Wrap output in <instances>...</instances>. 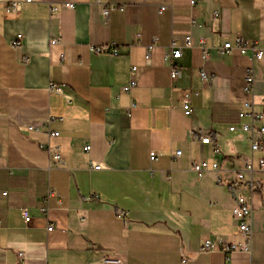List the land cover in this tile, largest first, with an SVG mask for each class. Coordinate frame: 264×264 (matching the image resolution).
Here are the masks:
<instances>
[{
  "label": "crops",
  "instance_id": "crops-1",
  "mask_svg": "<svg viewBox=\"0 0 264 264\" xmlns=\"http://www.w3.org/2000/svg\"><path fill=\"white\" fill-rule=\"evenodd\" d=\"M18 1L0 0V264H20L21 253L24 264H264V134L253 152L252 135L241 132L253 119L239 118L247 102L263 111L264 59L220 52L238 38L264 50V0H36L8 14ZM173 42L182 56L166 64ZM113 43L118 56L92 51ZM132 78L137 86L124 93ZM255 123L264 127V116ZM202 159L218 169L198 177L192 166ZM250 162L253 173L237 185ZM239 195L253 209L252 248L227 262L201 245L243 246L233 215Z\"/></svg>",
  "mask_w": 264,
  "mask_h": 264
},
{
  "label": "built area",
  "instance_id": "built-area-1",
  "mask_svg": "<svg viewBox=\"0 0 264 264\" xmlns=\"http://www.w3.org/2000/svg\"><path fill=\"white\" fill-rule=\"evenodd\" d=\"M35 1L36 0H23V1L14 2L12 4H9L6 7V12L8 14L17 13L20 9L22 2L33 3ZM191 3H192V6H194L196 4V0H192ZM61 7H62V9L71 10V9L75 8V5L74 4H64ZM114 8L115 7L104 9V16L108 17V15L110 14V11L113 10ZM163 10H165V7L161 8V11H163ZM57 11H59V8H57V7L52 9V12H54V13ZM138 37H141V35H138ZM22 39H23V35L19 34L17 36V38L15 39V41L12 42L11 46L13 48H16V49L21 48L22 47ZM156 42H157V38H155L153 43L147 47V51L145 54V61L147 64H150V62H151V54H152V50H153L154 46L156 45ZM51 43L55 44V43H57V40L56 39L52 40ZM187 43H188V45L192 44V38L191 37L187 38ZM115 45L116 44L113 43L112 45H110L106 48H104V47L93 48L92 51L94 53H98V54L110 53L112 55L118 56V52L116 50L111 49V47H115ZM234 49L238 50L243 56H249V58L252 62L254 60L262 61L264 59V50L260 49L255 43L246 42L241 38L237 39L235 46L230 41L226 42L223 45V47L221 48L220 52L222 55H227ZM181 56H182V50L178 47V45L175 42H173L172 45L170 46L169 52L166 53L164 60H165L166 64H170L173 59H179V58H181ZM205 57H207V53L205 54ZM28 61H29L28 57H23L21 59L22 63H27ZM252 69H253L252 67L249 68V70L247 72V76L245 78L246 91L247 92H251V90L253 89L254 82H255ZM136 71H137V68L134 67L133 73ZM178 75H180V73L177 70H173L172 74H171V78L176 79L178 77ZM200 75H201V78L204 82L208 81V75L205 72L202 71ZM136 86H137V81L132 78L130 80V82L123 87V92L130 94L131 91ZM52 89H54L56 93H62L63 92V89L61 86L54 85V86H52ZM261 105L263 107V111L258 113L254 109L255 108L254 103L253 102H247V103H245V107L249 110V113L241 112L239 114L240 119H242L246 116H250L253 119L252 123L244 124L243 127L241 128V132L248 133V134L252 135L251 136V138H252L251 142H252V151L253 152L258 151L261 148L262 142H263L262 136L264 134V127H257L255 121L260 120L264 116V98L262 100ZM136 107H137V105L133 104L132 107L128 110V113L131 114L132 111ZM182 108H183L186 115H190L193 112L191 100L185 99L183 101ZM28 131L29 132H37V131H39V128L34 127V126H30L28 128ZM230 131L236 132V131H238V129H236L235 127H231ZM255 135H257V136H255ZM51 136L57 137V136H59V133L54 132L51 134ZM201 142L203 144H210L211 139L209 137H203L201 139ZM90 150H91V146H89V145L84 148L85 152H89ZM215 151H216V153L220 152V150L217 146H216ZM181 155H182V152L180 150H178L175 154V157L178 158ZM159 156H160L159 152L153 151L150 154V160L152 162H154L158 159ZM53 158L58 163L63 164L64 160H63V155L61 154V152H56L54 154ZM259 164H260V167L262 169H264V159H260ZM102 168H103V166L101 164L94 165V167H93V169L96 171H100V170H102ZM192 169L197 174L198 177H202L205 173H207L209 171L217 170L218 169V163L211 164L209 161L202 159L198 162H194ZM253 171H254V166H253V163L250 162L246 166V171L238 174V184L237 185L245 182L247 173H253ZM249 183H250L251 190H256L259 188V185H257L253 181V179H251L249 181ZM48 211L49 210L46 208L40 210V212L43 215H47ZM252 213H253V209H252L251 204L248 202V200L242 195L237 196L236 197V206L233 209V215H234L235 219L238 221L239 233L244 237L245 243L243 244V246H238L235 244H224V243L214 242L211 239L207 238L202 242L201 251L202 252L220 251L227 256L226 257L227 262H230L231 254H233L234 252H236L239 249H241L242 251H244L247 254H250L251 248H252V235H253ZM22 215H23L25 223L31 224V222L33 221V216L31 214V212L28 209H23ZM52 231H54V227L52 225H50L48 227V232H52ZM24 257H25V255L23 253H21L20 254V264H24V259H25ZM104 262L105 263H113V264L119 263L118 261H113V260H109V259H104Z\"/></svg>",
  "mask_w": 264,
  "mask_h": 264
}]
</instances>
